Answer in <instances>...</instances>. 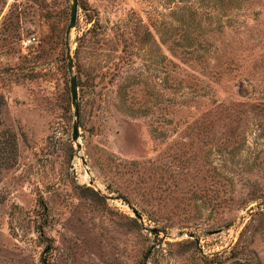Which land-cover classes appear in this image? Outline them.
Returning a JSON list of instances; mask_svg holds the SVG:
<instances>
[{"label":"rangeland","instance_id":"1","mask_svg":"<svg viewBox=\"0 0 264 264\" xmlns=\"http://www.w3.org/2000/svg\"><path fill=\"white\" fill-rule=\"evenodd\" d=\"M70 4L0 0V264H264V0Z\"/></svg>","mask_w":264,"mask_h":264},{"label":"trees","instance_id":"2","mask_svg":"<svg viewBox=\"0 0 264 264\" xmlns=\"http://www.w3.org/2000/svg\"><path fill=\"white\" fill-rule=\"evenodd\" d=\"M217 2L221 3L223 0H217ZM227 2L232 7V4H235L237 0H227ZM4 103V98L0 95V111ZM1 122L2 119H0V171L13 167L17 160L16 135L9 128L2 126Z\"/></svg>","mask_w":264,"mask_h":264},{"label":"water","instance_id":"3","mask_svg":"<svg viewBox=\"0 0 264 264\" xmlns=\"http://www.w3.org/2000/svg\"><path fill=\"white\" fill-rule=\"evenodd\" d=\"M77 0H72V4H70V20H69V25H68V29H67V33L66 36L68 34H70V30L75 26V21H76V16H77ZM67 58H68V64L67 66L69 67V71L72 72V64H73V60L70 54V48H67ZM78 92H77V79L76 76L74 74H71L70 76V96H71V100H72V104L74 107V116H75V120L73 122L72 126V139L76 140L77 136H78V103H77V96ZM134 213L136 214L135 216L139 217V214L136 212V210L133 208Z\"/></svg>","mask_w":264,"mask_h":264},{"label":"built area","instance_id":"4","mask_svg":"<svg viewBox=\"0 0 264 264\" xmlns=\"http://www.w3.org/2000/svg\"><path fill=\"white\" fill-rule=\"evenodd\" d=\"M33 42H35V39H34V37L31 36L26 41H22V45H23L24 48H27Z\"/></svg>","mask_w":264,"mask_h":264}]
</instances>
